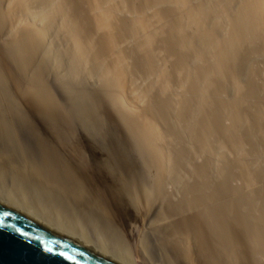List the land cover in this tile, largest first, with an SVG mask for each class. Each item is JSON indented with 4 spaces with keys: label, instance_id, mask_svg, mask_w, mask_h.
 Returning a JSON list of instances; mask_svg holds the SVG:
<instances>
[{
    "label": "bare ground",
    "instance_id": "6f19581e",
    "mask_svg": "<svg viewBox=\"0 0 264 264\" xmlns=\"http://www.w3.org/2000/svg\"><path fill=\"white\" fill-rule=\"evenodd\" d=\"M23 6L28 13L41 6L43 16L19 22L13 36L37 33L34 51L86 78L94 71L98 82L85 83L87 94L107 91L125 137H92L76 116L42 101L31 104L29 122L2 88L0 131L30 123L63 155L65 173V160L76 171L88 166L116 214L135 203L134 218L144 219L170 264H264V0H1L0 23ZM7 39L5 47L25 49ZM5 181L0 190L15 201L0 194V204L103 258L137 264L122 245L105 244L100 233L90 238L59 198L42 200L24 182Z\"/></svg>",
    "mask_w": 264,
    "mask_h": 264
},
{
    "label": "rangeland",
    "instance_id": "374dc122",
    "mask_svg": "<svg viewBox=\"0 0 264 264\" xmlns=\"http://www.w3.org/2000/svg\"><path fill=\"white\" fill-rule=\"evenodd\" d=\"M4 1L9 3V0ZM41 11H43V7L35 6L34 9L28 13L23 6L21 12L15 17V20L10 21L11 23H9L8 19H1L3 23H0V31L2 32H0V88L4 89L9 95L11 105L18 107L30 122V115L34 112L31 104L37 103L43 105L41 101L48 102L57 110L62 111L63 114L68 113L66 115H73L72 117L76 116V119L81 120L83 124H85V130L88 132L87 134L92 137L101 135L99 137L108 139V136L111 138L114 136L112 135L114 133H117L119 136L121 135L120 138L122 136L125 137L123 125L119 122L114 113L111 99L107 91L102 87L98 88L95 93L96 99L93 100L87 94V86L85 83L98 82V76L94 71L89 78H86L82 76L85 70L70 66L68 63L60 65L56 58L49 56L47 53H39V49L34 51L37 45L34 37H38L37 33L20 32L18 36H13L16 30L14 26L18 25L19 22L24 23L29 19L33 22L34 20H39L38 22L40 23L43 16ZM39 12L41 14H39ZM10 36L16 44L19 45L21 43L25 49L19 48L15 50L11 47L9 48L7 45L5 47V40H8L7 38ZM49 39L51 40H49L50 42L53 41L55 48H59L60 40L57 37L51 33ZM77 71L81 74L79 78L81 84L76 83L79 77ZM59 86L66 92V100L73 103L74 106L71 104L65 105V94L60 92L61 89ZM81 86L84 88L81 89ZM98 109L102 110V114ZM82 116L84 120H82ZM93 117L94 120L97 119L95 122L102 124H100V126L99 124H95L96 130L94 129L98 131L100 130L99 128H101V133L91 131L94 126L93 123H95ZM91 121L93 123H89ZM87 123H89V126ZM29 124H24L20 129L17 124L14 125L8 122L4 131L2 129L0 131V179L3 181L6 180L7 187H10L12 184V186H14V182L16 181H21L24 182L23 186H27V190L28 188L31 190L32 194L41 195L42 200L48 201V199H50L51 201L54 196L57 199L59 198L57 200L54 197L62 208L67 209L66 211H71V213L68 212L71 219L73 218L74 221L80 219L83 221L84 226H88L86 229L90 238L92 237V239H94L96 235L98 236L100 233L102 237L107 239L105 242L103 241L105 244L110 245L112 243L111 245L115 246H117V244L122 245L124 250L127 248L125 251L130 253L131 261L137 264H170L168 260L169 252L161 247V243L156 240L153 231L149 227H144V219L140 216H137L136 219L134 218L137 210L135 203L127 201L125 215L120 216L116 214L110 206L109 201H107V198H105V191L100 187L101 181L96 180V178L92 176L88 166L84 165L87 163L82 162L87 161L83 160L82 157L77 158L76 162L78 163L80 161L87 168H85V171H82V169L76 171V166L73 165V167L69 165L71 163L66 162L64 159V164L71 167L69 169L66 167L67 173H65L60 167L62 161H60V159H63V155H60L62 157L59 158V154H56L52 145H50L51 143L49 144L47 140L41 138L39 134H36ZM8 128H10L12 132L9 131ZM27 129L28 132L31 133L34 131L33 133L36 135L35 139L26 134ZM91 133L96 135L94 136ZM110 135L112 136L110 137ZM107 143L105 144V148L109 147L108 149H110ZM86 172L90 175H87ZM88 176H90V178H88ZM218 193H220L219 190ZM0 194L10 203L11 200H14L2 190H0ZM124 194L126 197L128 196L126 192H124L123 195ZM36 197L37 196H35V198ZM47 203L46 206L49 205V202ZM81 217L84 218L82 219ZM85 220L86 222H84ZM90 220L93 222H90ZM50 224L57 227V224L53 221H50ZM51 232L59 235L54 229ZM96 247L105 251L102 246ZM84 248L87 249L86 246H84ZM97 255L101 256L100 254ZM118 258L123 260V257L118 256ZM164 259H167V263H163ZM110 261L114 262L111 259Z\"/></svg>",
    "mask_w": 264,
    "mask_h": 264
},
{
    "label": "water",
    "instance_id": "95a60500",
    "mask_svg": "<svg viewBox=\"0 0 264 264\" xmlns=\"http://www.w3.org/2000/svg\"><path fill=\"white\" fill-rule=\"evenodd\" d=\"M0 264H117L0 204Z\"/></svg>",
    "mask_w": 264,
    "mask_h": 264
}]
</instances>
